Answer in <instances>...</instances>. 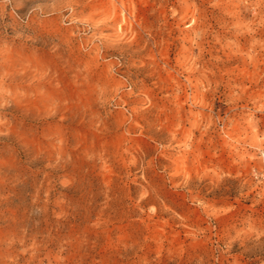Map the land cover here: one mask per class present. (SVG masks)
<instances>
[{
    "label": "rangeland",
    "instance_id": "rangeland-1",
    "mask_svg": "<svg viewBox=\"0 0 264 264\" xmlns=\"http://www.w3.org/2000/svg\"><path fill=\"white\" fill-rule=\"evenodd\" d=\"M0 264H264V0H0Z\"/></svg>",
    "mask_w": 264,
    "mask_h": 264
}]
</instances>
